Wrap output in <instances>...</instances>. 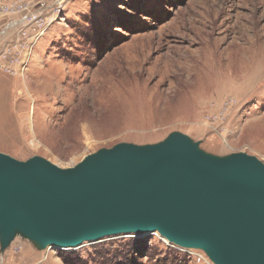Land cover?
Returning <instances> with one entry per match:
<instances>
[{
	"label": "rangeland",
	"instance_id": "obj_1",
	"mask_svg": "<svg viewBox=\"0 0 264 264\" xmlns=\"http://www.w3.org/2000/svg\"><path fill=\"white\" fill-rule=\"evenodd\" d=\"M173 135L264 163V0H0V153L68 168ZM0 264L215 263L128 232L67 249L16 233Z\"/></svg>",
	"mask_w": 264,
	"mask_h": 264
},
{
	"label": "water",
	"instance_id": "obj_2",
	"mask_svg": "<svg viewBox=\"0 0 264 264\" xmlns=\"http://www.w3.org/2000/svg\"><path fill=\"white\" fill-rule=\"evenodd\" d=\"M155 231L215 264H264V163L214 158L177 135L101 149L68 168L0 153L2 247L16 233L61 249Z\"/></svg>",
	"mask_w": 264,
	"mask_h": 264
},
{
	"label": "bare ground",
	"instance_id": "obj_3",
	"mask_svg": "<svg viewBox=\"0 0 264 264\" xmlns=\"http://www.w3.org/2000/svg\"><path fill=\"white\" fill-rule=\"evenodd\" d=\"M254 76V75H253ZM252 77V76H251ZM52 164H54V163H52ZM55 166H57V167H59V168H61L60 166H58L57 164H54ZM154 234H156V235H158V236H160V237H162V239L164 240V241H168V239L166 238V237H163V236H161L158 232H153ZM149 234H151V233H149ZM86 242H88V241H85V243ZM169 242V241H168ZM84 243V242H83ZM47 247H55V246H51V245H49V246H47ZM57 248H60V247H57ZM66 249L67 248H73V247H65Z\"/></svg>",
	"mask_w": 264,
	"mask_h": 264
}]
</instances>
